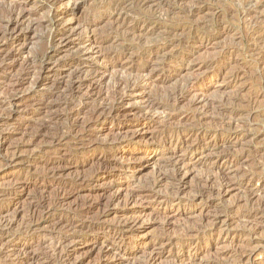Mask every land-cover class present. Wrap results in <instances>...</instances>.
Returning a JSON list of instances; mask_svg holds the SVG:
<instances>
[{"label": "rangeland", "instance_id": "1", "mask_svg": "<svg viewBox=\"0 0 264 264\" xmlns=\"http://www.w3.org/2000/svg\"><path fill=\"white\" fill-rule=\"evenodd\" d=\"M195 1L163 16L191 31L100 45L149 7L109 16V0H65L52 22L50 0H0V31L1 9L28 13L0 37V264H264V42L251 36L264 32V0ZM135 64L140 86L106 99ZM103 103L106 118L94 113Z\"/></svg>", "mask_w": 264, "mask_h": 264}, {"label": "bare ground", "instance_id": "2", "mask_svg": "<svg viewBox=\"0 0 264 264\" xmlns=\"http://www.w3.org/2000/svg\"><path fill=\"white\" fill-rule=\"evenodd\" d=\"M63 1L65 0H50V5L53 7L52 9L51 8H47L48 9V12L50 13V16L49 17V20L50 21H55V20H58L64 13L68 12L69 10H66V8H61L59 7L58 5H60L61 3H63ZM68 2V4L70 3V0H66ZM182 1L184 0H109L108 2V10L109 11V16L111 15H115L117 14V16L120 14L121 15V12L122 11H125L127 9H131L132 7L134 6H138L139 9L143 8H148L149 7V10L148 11V16H144V17H137L136 19H134V17L131 19L130 21V18H125L123 14V16L121 17V21L119 22V29H117L115 26L118 24H116L115 26V29L113 31V33H115V35L113 33H108L106 34L105 38H103V40L100 43V45H102V43H106L107 41L111 40L112 37H116V35L118 34H121V33H124L123 35L127 36H141L143 33H148V34H155V33H160V34H164V35H175L178 31H183V30H188V31H191L192 30V26L190 25H185L183 24V22H180V21H177V22H174L173 24H166L164 23L165 20H163V16L166 15V16H171V13H174L176 14V12H173L174 11V6L176 5H179ZM197 1V0H196ZM195 1V2H196ZM200 1V0H199ZM241 2V1H240ZM73 3V2H72ZM184 3V2H183ZM5 4V3H4ZM245 5V4H244ZM264 5V4H263ZM5 6V5H4ZM14 6V5H13ZM12 5L9 7H7L6 9H1V17L4 18V21H5V26H4V29L0 31V37H4L5 35V32H7V30L10 29H20L22 28V24H23V21L26 20V18L28 17V13H26L24 11V9H20L17 10L19 12L16 11L15 7H13ZM40 6V5H39ZM61 6V5H60ZM191 6V5H190ZM17 7V6H16ZM43 7H46L45 5H41V8ZM65 7V6H64ZM76 3H74L71 7H70V10L71 11H75L76 10ZM151 7V8H150ZM179 7V6H178ZM259 7V6H258ZM136 8V7H134ZM228 8V7H227ZM253 8V7H252ZM260 9V8H259ZM146 10V9H145ZM180 10V9H179ZM185 10V9H184ZM201 10V9H200ZM237 10V9H236ZM197 10L196 9H192L191 7L187 10H185V13L187 15H194L195 13H198L196 12ZM232 11V10H231ZM245 11V10H244ZM44 12V11H43ZM128 12V11H127ZM140 12V11H139ZM161 12H164V13H161ZM233 12V11H232ZM225 13V12H224ZM252 11H245V16L246 15H250L252 17L253 13ZM179 14V13H178ZM181 14V13H180ZM183 14V13H182ZM232 14V13H231ZM262 14V13H261ZM138 15V14H137ZM141 15V14H140ZM198 15V14H197ZM225 15V14H224ZM228 15V14H227ZM238 15V14H237ZM256 15V14H255ZM143 16V14H142ZM195 16V15H194ZM218 16V15H217ZM221 16V14H220ZM239 16V15H238ZM258 16V15H257ZM264 16V15H263ZM136 17V16H135ZM181 17H184L181 16ZM62 19V18H61ZM120 19V18H119ZM171 19V18H170ZM191 19V18H190ZM256 19V18H255ZM60 20V19H59ZM167 20V19H166ZM253 20V19H252ZM110 21V20H109ZM108 21V22H109ZM168 21V20H167ZM166 21V22H167ZM171 21V20H170ZM172 22V21H171ZM116 23V22H115ZM170 23V22H169ZM186 23V22H185ZM191 23V22H190ZM204 23V22H203ZM11 25L13 26V28H11ZM198 25V24H197ZM220 25V24H219ZM84 27L88 26V24H84L83 25ZM206 26V25H205ZM222 26V25H221ZM217 30V33H220L221 31L225 30L226 32V29H228L226 26L225 28L221 27ZM225 26V25H224ZM21 27V28H20ZM89 27V26H88ZM86 27V28H88ZM219 27V26H218ZM217 27V28H218ZM85 28V29H86ZM206 28V27H205ZM197 29V28H196ZM264 29V28H263ZM19 30V31H20ZM262 30V29H261ZM260 29L259 30H254V32L251 34V36H253L252 38L255 40V45L257 44H260L259 42H264V32L261 31ZM194 31H197V30H194ZM69 32V31H68ZM184 32V31H183ZM205 32V31H204ZM201 33V32H200ZM65 33L63 31H55V32H52L50 33V37H51V42L53 43V41L57 42V43H63L64 45L67 44V39H66V35H64ZM215 34V33H214ZM114 35V36H112ZM195 36L193 38H196L197 40L200 39L201 37L202 38H205V39H209L210 38V35L209 34H194ZM125 36V37H126ZM144 36V35H142ZM146 36V35H145ZM150 36V35H149ZM152 36V35H151ZM248 36V35H247ZM132 38V37H131ZM161 38V37H159ZM251 38V39H252ZM130 39V38H129ZM141 38H139L140 40ZM167 39V38H166ZM187 39V38H186ZM185 39V40H186ZM114 40V39H112ZM111 40V41H112ZM118 40V39H117ZM121 40V39H120ZM193 40V39H192ZM202 40V39H201ZM119 41V40H118ZM136 41V40H135ZM54 42V43H55ZM85 42H88L90 43V45H95V43L98 42L97 39H94V38H88L87 40L84 41ZM120 42V41H119ZM179 43V42H178ZM112 44V43H111ZM119 44V43H118ZM116 44V46L118 45ZM125 44V43H124ZM141 44V43H139ZM138 44V45H139ZM89 45V47H86L85 50L89 49L91 46ZM127 45V44H126ZM137 45V44H136ZM137 45V46H138ZM185 45V44H184ZM183 45V46H184ZM120 47V46H119ZM256 46H250V48L248 49L249 51L248 52H251V51H255L256 48H254ZM117 48V47H116ZM129 48V47H128ZM131 48V47H130ZM129 48V49H130ZM151 48V47H150ZM149 48V49H150ZM135 49V48H133ZM139 49V47H138ZM255 49V50H254ZM259 49V48H258ZM4 50V49H3ZM115 50V49H114ZM146 50L147 47H146ZM261 50V49H260ZM125 51V50H124ZM131 51V50H130ZM6 52V51H5ZM4 52V53H5ZM123 52V51H122ZM135 52V51H134ZM2 51H1V47H0V68H1V65L2 63L7 59V57L9 55H6L4 54ZM112 53V52H111ZM118 53V52H116ZM139 53V52H138ZM147 53V52H146ZM256 53V52H255ZM109 54V53H108ZM140 54V53H139ZM144 54V53H143ZM250 54V53H249ZM122 53L121 54H117L116 58L118 57H121ZM35 57V56H34ZM39 57V56H38ZM109 57V55H105L103 53H101V58L104 60V59H107ZM150 57V56H149ZM42 58V57H40ZM115 58V59H116ZM123 58V57H122ZM137 58H138V55H137ZM151 59V58H150ZM149 59V60H150ZM118 60V59H116ZM115 60V61H116ZM153 60V59H152ZM258 60V59H257ZM260 60L263 62L264 60V55H262L260 57ZM42 61V60H41ZM219 61V60H218ZM259 61V60H258ZM43 62V61H42ZM152 62V61H150ZM87 63L86 61H78V63L76 64H73V66L75 67V69L77 70V67L79 66H83V64ZM148 63V62H147ZM213 63V62H211ZM256 63L258 64V62L256 61ZM260 63V62H259ZM115 64V63H114ZM151 64V63H150ZM216 64V63H215ZM264 64V63H263ZM112 65V64H111ZM40 66H41V63H40ZM116 65L112 66V67H115ZM257 66V65H256ZM145 65H138V64H135V65H132V66H129V67H124V66H121L120 69L121 70H124L125 72L127 71L128 74L125 76V77H119L116 79L115 81V87L114 89L111 91L112 92H108L110 93L111 95L109 97H106L109 98V99H113L116 95L119 96L121 95L125 90L126 91H131L133 90L134 88H137V86H140V82L138 81H135L134 79L138 78L137 76H139V74L141 72H143L145 70ZM251 67V66H250ZM80 69V68H79ZM75 70V71H76ZM78 71V70H77ZM82 71V70H81ZM162 71V70H161ZM126 72V73H127ZM78 73V72H76ZM70 74V73H69ZM72 74V73H71ZM80 74V73H79ZM73 77H75L73 75ZM78 77V76H76ZM75 77V78H76ZM73 78V79H75ZM150 78V77H149ZM170 76H162L160 77V81L161 82H165L167 80H169ZM78 79V78H77ZM152 79V78H151ZM256 79V78H255ZM80 80V78L78 79ZM77 80V81H78ZM101 81V79H99ZM138 80V79H137ZM38 80H35L33 84L35 85H38ZM72 81V80H71ZM137 82V83H136ZM78 83V82H76ZM98 83V82H96ZM72 84V82H71ZM114 84V83H113ZM112 84V85H113ZM186 84V83H185ZM83 85V84H82ZM84 86V85H83ZM187 86V85H186ZM186 86H180L178 88H176L175 90H172V91H167L164 95L165 96V100L161 103H154L153 101H150L148 102V109L150 110H157L158 109V106H161L160 108H162L163 106H165V104H167L168 102H172V101H176L178 99H180L181 97H183L185 95V92L187 91V88ZM93 87V86H92ZM188 87V86H187ZM73 88V86L71 87ZM80 88V86H79ZM82 88V86H81ZM80 90V89H79ZM125 91V92H126ZM122 92V93H121ZM121 93V94H120ZM74 94V93H72ZM124 94V93H123ZM107 95V94H106ZM109 95V94H108ZM107 95V96H108ZM116 98V97H115ZM107 101V100H106ZM224 101V100H223ZM223 101H221L223 103ZM226 101V100H225ZM229 101V100H228ZM227 101V102H228ZM230 102V101H229ZM232 102V101H231ZM230 102V103H231ZM209 105V104H208ZM110 107L108 106V109L106 108V104H102L101 106H99L98 108H96V110L94 111V113L99 117L101 118H106L108 116L111 115V110L109 109ZM94 109V108H93ZM112 109V108H111ZM139 109V108H138ZM116 110V109H115ZM145 110V109H144ZM219 111V110H218ZM226 111V112H225ZM259 112V111H258ZM261 112L263 113L264 112V109L261 110ZM115 113V112H114ZM240 113V110H234V111H230L228 112V110H221V113L219 111L218 114H220V116H223V115H228L230 118H235L236 115H238ZM93 114V113H92ZM116 114V113H115ZM242 114V112H241ZM217 115V114H216ZM232 115V117H231ZM247 115V114H246ZM239 116V115H238ZM242 116V115H240ZM252 116V115H251ZM258 116V115H257ZM112 117V116H111ZM263 117V116H262ZM258 118V117H257ZM197 119V118H196ZM218 120V119H217ZM217 120L215 119V121L217 122ZM234 120V119H233ZM232 122V121H230ZM246 122V121H245ZM220 124V123H219ZM216 127V126H215ZM220 130L222 131H226V130H229V122L227 123H224L220 126H217ZM216 131V129H215ZM178 133V132H177ZM176 133V134H177ZM179 134V133H178ZM62 135V134H61ZM174 136V135H173ZM179 136V135H178ZM171 137V136H170ZM172 138V137H171ZM174 139V138H173ZM175 139H178L177 137H175ZM193 139V138H192ZM184 141V140H183ZM185 142V141H184ZM262 166V165H261ZM120 167V166H118ZM117 167V168H118ZM181 171L179 169H176V170H173L172 171V175L173 177H177L179 175ZM201 180V179H200ZM211 179H209L208 177H203L202 178V181H203V185L206 184V183H209ZM208 186V185H207ZM253 213H249V215H252ZM91 225V224H90ZM249 255H251V252L249 253Z\"/></svg>", "mask_w": 264, "mask_h": 264}]
</instances>
